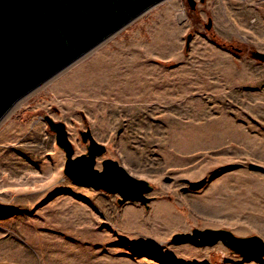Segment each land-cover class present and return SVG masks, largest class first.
I'll return each mask as SVG.
<instances>
[{"label":"rangeland","instance_id":"rangeland-1","mask_svg":"<svg viewBox=\"0 0 264 264\" xmlns=\"http://www.w3.org/2000/svg\"><path fill=\"white\" fill-rule=\"evenodd\" d=\"M195 1L152 4L1 117L0 258L264 264L169 240L195 227L264 239V62L249 54L264 51V0ZM44 114L65 123L74 155L88 127L106 147L95 167L110 157L149 181L148 208L69 180Z\"/></svg>","mask_w":264,"mask_h":264},{"label":"water","instance_id":"water-1","mask_svg":"<svg viewBox=\"0 0 264 264\" xmlns=\"http://www.w3.org/2000/svg\"><path fill=\"white\" fill-rule=\"evenodd\" d=\"M160 0H0V119L22 95L91 49L106 36ZM203 1V0H200ZM190 9L195 0H186ZM211 20L205 24L208 29ZM192 33H187V49ZM236 49V48H235ZM264 62V51L250 50ZM65 155L64 175L76 185L117 194V202H140L148 208L149 181L131 175L117 160L96 158L106 147L88 127L78 131L85 151L74 155L65 123L42 116ZM173 243L194 246L221 242L243 258L264 259V239L258 234L237 235L227 228H192L174 232Z\"/></svg>","mask_w":264,"mask_h":264},{"label":"crops","instance_id":"crops-1","mask_svg":"<svg viewBox=\"0 0 264 264\" xmlns=\"http://www.w3.org/2000/svg\"><path fill=\"white\" fill-rule=\"evenodd\" d=\"M0 264H25L9 258H0Z\"/></svg>","mask_w":264,"mask_h":264},{"label":"flooded vegetation","instance_id":"flooded-vegetation-1","mask_svg":"<svg viewBox=\"0 0 264 264\" xmlns=\"http://www.w3.org/2000/svg\"><path fill=\"white\" fill-rule=\"evenodd\" d=\"M235 50H239V48H236ZM264 260V259H263Z\"/></svg>","mask_w":264,"mask_h":264},{"label":"trees","instance_id":"trees-1","mask_svg":"<svg viewBox=\"0 0 264 264\" xmlns=\"http://www.w3.org/2000/svg\"><path fill=\"white\" fill-rule=\"evenodd\" d=\"M230 48H232V46L228 45Z\"/></svg>","mask_w":264,"mask_h":264}]
</instances>
